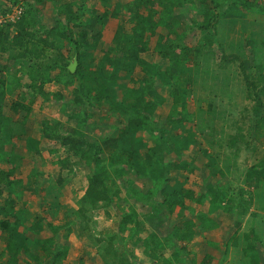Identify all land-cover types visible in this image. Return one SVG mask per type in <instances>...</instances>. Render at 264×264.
I'll return each mask as SVG.
<instances>
[{"label":"trees","instance_id":"trees-1","mask_svg":"<svg viewBox=\"0 0 264 264\" xmlns=\"http://www.w3.org/2000/svg\"><path fill=\"white\" fill-rule=\"evenodd\" d=\"M57 1L56 7L55 0H0V15L10 12L13 6H20L23 10L13 22L0 23V239L4 242L0 264H7L2 261L3 257H7L11 264L23 257L27 264L60 263L66 257V249L57 241V234L63 229V240H67L75 225L87 228L85 232L75 233L80 237L83 234L91 236L90 239L98 245L97 251L104 253L112 264H128L132 250L127 247V242L149 258L152 264H212V255L204 248L213 250V242L208 240L207 245H201L198 237L201 230L207 231L202 227L204 223H211L214 219L194 214L202 207L210 214L235 210L238 232L235 229L226 231L229 238L223 248L221 264L230 253L228 264H264V253L255 251L260 249L258 246L251 245V253L248 254L250 244L245 242L247 237L243 235L246 234L241 231H245L246 226L241 228L239 225L244 219L247 220L245 225L251 222L252 217L245 216L252 208L253 197L260 199L259 192L264 193V130L260 127L264 125V103L260 99L264 75L253 59L251 50L254 46L248 49L246 45L248 41L243 44V55L237 58V70L244 95H249L252 100L251 105H247V109L253 112V122L250 115L247 116L252 124L248 126L249 133L239 128L236 122H231L220 135L228 136L227 147L233 151H224L221 147L216 149L215 141L207 140L203 149L190 158L192 163L196 159L198 162L201 160L199 175L202 183L197 188H201L200 191L185 188L189 180L183 174L186 165L175 163L177 157L184 155L180 149L179 153L178 149L173 151L175 146L179 147L175 140L186 145L191 126L202 136L191 118L195 107L192 111L186 110L190 102L192 105L195 103L193 100L184 102V98L191 100L195 96L199 103L203 100L197 98L193 88L190 89L189 75L179 78L180 70L185 65L191 68L199 59L202 63L198 66L215 60L217 48L224 46L216 41L222 35V31L218 34L217 21L218 24L220 21L233 24L239 20L247 24L251 23L253 16L263 19L264 6L260 7L259 3L264 5V1ZM47 3L55 8L54 21L50 26L37 27L35 17H40L39 11ZM153 5L157 7L153 12L158 19L155 23L148 21L154 16L150 12ZM186 7L194 15L202 10V22L192 19L188 28L187 33L199 32L196 46L181 49L171 35L174 34L175 23L181 25L184 15L189 17L191 14L187 13ZM110 19L118 20V25L105 47L102 31ZM153 35L157 36L151 49L147 46L146 37ZM258 37L259 41L263 40L262 34ZM180 38L183 37L177 35V39ZM151 50L153 61L146 57ZM96 52H100V56H96ZM223 55L220 56L225 61ZM74 56L77 66L72 73L68 65ZM11 63L18 65L16 73L28 79L27 83L21 84L23 89L16 93V97L11 96L5 76ZM137 69L141 73L138 88H127L125 84L120 86L119 79H125L127 74L131 75ZM193 69L197 76H205L202 73L206 71L204 68L199 70L193 66ZM47 84L75 85L72 100L68 102L71 112L66 110L57 115L58 119L51 124L48 120L38 138L27 134L25 122L37 97L56 99V94L45 92ZM27 94L32 96V100H27ZM63 100L62 97L58 99L60 102ZM5 107L13 115L21 114L17 123L20 127L15 134L8 130L11 123L6 118ZM86 108L98 112L104 108L114 112L117 118L115 130L118 129L119 136L114 135L111 129L109 136L99 144L88 140L83 131L86 124L77 123L79 118L76 116L77 111ZM164 108H168V113L163 117L161 111ZM61 118H64L63 122ZM204 118L201 116L202 120ZM244 126L247 129V125ZM147 138H151L154 147L146 148ZM249 138L255 140L248 142ZM42 140L59 145L60 155L51 162L59 173L55 178L57 186L65 183L66 177L61 176L65 163L77 159V164L86 168V186L80 197L83 207L78 209L74 218L59 214L57 197L48 190L50 182L47 175L36 168L35 160H32L33 165L26 175L19 173L22 164L27 162L24 158L37 156L40 159L43 155ZM157 140L161 142V149ZM242 140H246L243 142L245 149L235 150ZM18 141L24 144L25 153L19 159L14 156L17 152L13 147ZM168 141V149L163 148ZM167 152L171 155L166 156ZM227 152L236 158L241 152L246 156L238 166H233L226 160L230 158ZM136 180L141 181L138 183ZM34 198L39 208L46 210V215H35L33 224L29 226V202ZM86 205L91 210H103L107 219L112 216L110 212L114 208L111 207H115L116 219L111 220L107 229L92 233L90 226L97 225L99 221L88 215ZM118 210L125 211L120 215ZM191 217H196L200 224H194ZM57 220L59 226H54ZM43 227L51 236L43 237ZM39 228L40 231L37 230ZM102 242H106V247L99 246Z\"/></svg>","mask_w":264,"mask_h":264},{"label":"rangeland","instance_id":"rangeland-1","mask_svg":"<svg viewBox=\"0 0 264 264\" xmlns=\"http://www.w3.org/2000/svg\"><path fill=\"white\" fill-rule=\"evenodd\" d=\"M56 1V7L58 6V1ZM114 1V0H113ZM111 1V2H113ZM120 1H125V0H120ZM255 1V0H254ZM257 1V0H256ZM264 1V0H263ZM93 1H90V3H92ZM62 4V2H59V4ZM51 4V3H50ZM260 7L264 6L263 3H259ZM258 4V5H259ZM52 5V4H51ZM46 6H49V4H46ZM46 6L43 7L42 10H40L41 12V19L35 21L37 23V26H50V24H52V19L53 14L55 13V8L52 6V8L50 9L49 12H47L45 10ZM14 6L11 7L10 11L13 10ZM156 5L151 6L150 8V12H154L156 9ZM194 9L196 7H193ZM186 10L189 15V17L187 15H184V18H182L183 23L177 24V22L175 23V28L172 29V33H174L173 35H171L172 39L177 40L175 41L176 43H178V46L182 49L184 47H189V48H194L196 46L197 43V39L199 37V32L195 31V32H191V33H187L188 32V28L190 26V23L192 22V19H195L194 21H197L198 23L202 22V16H201V11L202 10H198V13H195V15L193 14V11L186 7ZM43 11V12H42ZM143 14H146V11H142ZM154 14V13H153ZM221 16V14H220ZM259 16H253L250 18V22L251 23H247L244 24L242 22H240L238 20V22H234L233 24H229L227 21L224 22H219L221 24H218L217 21V26H219V32L218 34H220V31L222 35L218 36L219 38H216L219 42L220 45H224L223 47H219L216 50V56L217 57L215 60L211 59L210 61H207V63H205L202 66H198L199 64H201V59L196 60L197 62H194L193 65H191V69L190 68H186L185 65L183 67L181 71V73L179 74V78L181 77H188V75L191 77L190 83H191V88H193V84H199V86H201L202 83V87L204 89H206V91L209 93L205 96H203L201 98V100H203V102L199 103L196 99V97L194 96L193 99L189 100L188 98H184L185 101L184 102H188V101H192L195 103H193L194 105H192V103L190 102L188 104V106L186 107V110H190L192 111L193 108L195 107L193 114L191 116L194 123H196V127L200 130L199 132L201 133L202 136L199 135V133L196 131L195 127L191 126L189 128V134H188V140L186 142V145L183 146L179 140H175L174 142L179 146L178 148H174L173 151H176L178 149V153H179V149L180 152L182 151L183 153V157L179 158L177 157V160L175 161V163L182 165V164H187V160L189 156H193L195 157V153H198V151L200 149H203V147L206 145V141L207 140H214L215 141V145L218 146L216 147V149H219V147L223 148L224 151L231 152L234 149L231 147H227L228 145V136H222L220 135V132H224L225 130H227L229 123H234L236 122L237 126L242 127L244 131H248V126L252 125L249 122V118H251L252 120V113L250 110H248L247 105L250 104L251 105V99L250 96L245 94L244 92L241 94L240 89L244 90V87H241V82L238 74V70H237V65L239 64V62L237 61L238 57H241L243 55V51H241L244 47L243 44L246 41H248L247 47L248 49H250L251 47H253V49L251 50V53L253 55V59H255V64L258 65V67L260 68L261 73H263L264 75V18L263 19H259ZM157 16L156 14H154V16L152 18H150V20L153 23L157 22ZM222 20V19H221ZM118 25V20L115 19H110L109 23L103 28V37H102V43L103 45L108 46L109 42L115 32V29ZM183 26V27H182ZM157 29V33H158ZM156 33V34H157ZM184 34V35H183ZM263 35V40L257 39L260 38L258 37V35ZM177 35H181L183 38L177 39ZM149 36V34H148ZM154 36V37H153ZM150 37H146L147 38V46L149 48L152 49V46L154 44V41L156 39V36L153 35ZM174 36V37H173ZM151 38V39H148ZM245 38V40H244ZM231 40H233L231 42ZM231 42V45L228 44V42ZM251 41V42H250ZM250 42V43H249ZM179 51H181L179 49ZM152 50L147 54V59H151V61L154 60V57L151 54ZM224 54V59H226L225 61L223 59H221V54ZM245 53L247 54L248 52L245 51ZM230 54H232L233 56H230ZM99 55L100 56V52H96V56ZM218 55V56H217ZM248 55V54H247ZM193 66H196V68H200L199 70H201L202 68H204V70L202 73L206 76H201L200 77L197 76V73L195 74V71L193 69ZM258 68V69H259ZM16 69L18 70V65L17 64H13L11 63L8 71H6L5 76L8 75V78L6 77V79H9V89L11 90V96H15L16 97V93L21 89H23V87H21V84L23 83L24 79H27L26 77H23L21 74L16 73ZM138 72H140L137 69V72L135 71L133 74L128 75L125 79H119L120 81V86H122L123 84H125L127 88H130L131 85L132 87H137L139 86V84L137 83H133V82H139L138 80H140L141 75L138 76ZM205 77V78H204ZM201 78V80H200ZM182 81V80H180ZM8 82V81H7ZM136 84V85H135ZM179 84V83H178ZM8 85V83H7ZM138 88V87H137ZM20 90V91H21ZM122 90V89H121ZM239 90L240 93L237 91ZM13 92V93H12ZM29 96V94H28ZM260 99L262 101V104L264 103V85L262 86V93L260 95ZM39 98L41 100H39V103L34 102L35 103V108L37 110V113L35 114L36 117V121L39 123V120L41 121H45L47 119L52 120L54 119L53 117L56 114H63L66 110V112H71L70 108L68 107V102H64L62 103V105L59 103V101H52L55 100L54 98H51V96L49 97V99H45L42 100V98L39 96ZM9 100V97L7 98ZM70 100H72V98H69ZM37 101V100H36ZM9 103V102H8ZM33 103V104H34ZM40 107V108H39ZM7 107H5V115L7 120L12 118L11 125L10 128L8 130H10L11 133H17L19 130V125L17 123H19L20 115H17V119L16 117L9 112L7 109ZM59 111V112H58ZM79 113V114H78ZM168 113V108H164L161 111V114L163 115V117L165 115H167ZM264 111L262 112V115ZM9 115V116H7ZM250 115V117L247 119V116ZM76 116L79 118V122L77 123H84L85 128L83 131L84 133L87 135L88 140H92L95 143L99 144L101 140H103L104 138L109 136L108 131L111 129L114 131V135H118V129L115 130L116 128V122H117V118H116V114L113 112H109L106 109H102L101 111H96L94 109H83L80 112L77 111ZM201 116H205L204 120L201 119ZM19 118V119H18ZM16 119V120H15ZM58 119V118H57ZM62 119V118H61ZM16 121V122H15ZM64 120H62L63 122ZM69 122L68 124L72 123L71 121H67ZM244 125H247V129L245 128ZM261 128H263L264 130V125L260 126ZM201 129H204V132H201ZM237 131V130H236ZM239 132V131H238ZM237 132V133H238ZM249 133V131H248ZM35 137H38V134L34 135ZM264 140V137H262ZM205 141V143L203 142V140ZM261 141L260 138H257ZM252 140L254 141L255 139H248V142ZM23 141V140H22ZM22 141H18L15 144H13L14 149L16 150V154L14 155L15 157H17L18 159L22 156L25 155L23 149H24V144L22 143ZM244 141L246 140H242V142H238L237 146H235V150L238 151L240 150H244L245 146H244ZM45 142V141H44ZM157 142L159 143L160 149H161V142L160 140H157ZM146 148H150V147H154V143L152 142L151 138H147L146 139ZM170 141H168V143L163 144V148H167L168 149V145H169ZM142 144V142L140 143V145ZM255 144V143H253ZM44 148L42 149V153L43 155L40 157V159L36 156L33 157L34 159H30L28 156L26 158H24V160L27 162H24V164L20 163V165L22 164V167L20 169L21 176L26 175L29 171V169L31 168V165H33V161L35 160L36 164V168L43 172L44 174L47 175V179L49 180L50 184L48 186V190H51L55 193L57 200L60 204V210H59V214L65 213L64 215H67L68 217H72L74 218L77 214V212L79 211L78 209L83 207V203L80 200V197L83 195L84 193V189L86 186V179H85V175H86V168L82 165L77 164V159H73L71 162L65 163L63 165V171H61V176L66 177L65 179V183L63 186L59 187L57 186L56 182H55V178L56 176L59 175L57 169L55 167H52L51 162L56 160L55 158H57V156L60 155V153L58 152V154L56 153H52L51 152L55 149H57V147H59L58 144H56L55 142H51L50 143H44ZM156 145V144H155ZM173 145V143L171 144ZM142 146V145H141ZM213 147V146H212ZM146 148L143 146L144 151L146 150ZM196 148V149H195ZM44 150H46L44 152ZM171 151V150H170ZM227 152V154H229ZM190 154V155H189ZM166 156H170L171 154L169 152H167L165 154ZM230 158H227L226 160H229L231 165H235L238 166L239 162H241V159L243 157L246 156V153L241 152L240 153V157L236 158L235 155H233V153L229 154ZM33 160V161H32ZM112 163V162H110ZM223 163H221L222 165ZM190 165V164H189ZM196 165V164H195ZM237 170V169H236ZM69 171H73V173L69 172ZM138 183H140L141 180H136ZM136 183V184H138ZM259 192V195L261 196L260 199H256L253 197V203H252V208L251 210L248 211V214L245 216L247 217L248 215H250L251 222L248 223L247 225H243L244 227L246 226V230L242 232H245L246 235V240L245 241L247 244H250V246L248 247V251H249V255L251 253V245L252 246H258L260 248V250H262V252L264 253V193ZM122 195V194H121ZM258 196V195H257ZM123 199L125 198L124 193L122 195ZM34 201L29 202L30 203V208L31 210H29L30 212V222L33 223L34 219H35V215L43 217L46 215V210H41L39 208V205L37 204L36 198L33 199ZM125 200V199H124ZM206 202V201H205ZM128 204V202H126V205ZM85 208H87V210H89L90 208L86 205ZM114 208L113 210H115V207H111ZM200 207H198L199 209ZM91 210V209H90ZM201 210H205L204 207L201 208ZM223 211V210H222ZM235 211V210H234ZM100 215L99 218H101V220H99L100 222L104 221L106 222V224H111V220H115V213L116 211H111L113 212L111 218L108 217L107 220H104L103 217L105 218V214L103 213V210H100ZM122 212H120L121 214ZM104 214V215H103ZM218 215H220V212L218 213ZM97 217V216H96ZM219 217V216H218ZM234 217V216H233ZM244 217V218H245ZM211 218V217H210ZM220 221L217 220H212L211 223H204V225L202 226L204 229L206 228V230H208L209 232L213 233L210 234L211 237L217 236L218 232L216 231V229L214 227H220ZM234 222H236V218L234 217ZM55 224L58 223V221L54 222ZM231 230H233V226L230 228ZM238 227H236V232H238ZM234 231V230H233ZM203 234V230H201L200 232V236ZM240 234V233H239ZM250 234V235H247ZM44 237H48L49 232H46L43 234ZM30 237V236H29ZM87 239V238H86ZM200 239V237L198 238V240ZM241 240V238L239 239ZM87 243H91V239L90 240H86ZM256 241V242H255ZM137 242V240H136ZM234 242L236 243V241L234 240ZM127 247L129 249H131V253L128 256V264H142V262L140 263V256L137 255V251L133 248H131V245L129 242L126 243ZM3 247H0V250ZM93 250H95L94 248H91ZM258 249H255V251ZM96 251V250H95ZM195 251L192 249V252ZM213 252V250H211ZM214 253V252H213ZM138 254H141L138 252ZM212 254V253H211ZM142 255V254H141ZM93 257V260L91 261V264H95L97 263L95 256H91ZM108 259V258H107ZM8 260L7 257H3L2 261L5 263V261ZM100 262H98L99 264H105L102 261V258H100ZM110 261V259H108ZM17 261L19 260H14V262L17 263ZM97 263V264H98ZM226 264V263H225Z\"/></svg>","mask_w":264,"mask_h":264},{"label":"crops","instance_id":"crops-1","mask_svg":"<svg viewBox=\"0 0 264 264\" xmlns=\"http://www.w3.org/2000/svg\"><path fill=\"white\" fill-rule=\"evenodd\" d=\"M47 4H49V6H46L45 5L46 6L45 10L47 12H49L50 9L52 8V5L50 3H47ZM39 14H40V17H38V16L35 17V21L41 19V12L40 11H39ZM53 21H54V18L52 19V22ZM50 25H52V24H50ZM36 26H37V23H36ZM140 74L141 73L138 72V76ZM6 77L8 78V75ZM7 81H8L7 83H8V88H9V85H10L9 84V79ZM27 82H28V79H24L22 84H25ZM133 83H137V82L135 81ZM73 87H75L74 84H73V86H66V85L60 86V85H56V84H47L44 87V90H45V92H48L51 95H55V94L57 95V96H55L56 99L55 100H52V101H57L58 99H60V97H62L64 99L63 102H60L59 101V103L62 105V103H64V102L71 101L69 98L70 97L71 98L73 97ZM241 87L243 88L242 85H241ZM193 89H194V92L197 94V98L198 99H200L203 96L209 94L202 87V83H201V86H199V84H193ZM237 91L239 93L241 91V94L244 92L243 89H240V91L239 90H237ZM26 96H27V100H32V98H31L32 96L30 94H29V96H28V94ZM52 98H54V97H52ZM45 99L46 98H42V100H45ZM39 100H41V99L39 97H37L34 102L39 103ZM35 106L36 105L34 103L32 105V111L30 112V114L28 115V117L26 119L25 127H26V132H27L28 135L34 136V135L38 134V138H39L41 136V134H42L41 133L42 126L49 119L45 120L44 122L42 120L41 121L39 120V123H38L36 121V117H35V114L37 113V110H36ZM57 115L58 114H56L53 117L54 119L49 120L50 121L49 122L50 124L52 123L53 120H55L57 118ZM7 116H9V115H7ZM14 116L17 119V115H14ZM20 117H21V115H20ZM9 121H12V118L8 119V122ZM44 143H50V141L42 140L41 141V148L42 149H45L44 146H46V145H44ZM45 151L46 150H44V152ZM56 151L58 152V147H57V149L53 150L51 152V154L52 153L53 154L54 153L58 154ZM191 157L193 158V156L187 157L188 160L186 161L187 162V164H186V172L183 173L187 178H189L187 184L185 185V188L192 187V188H196L197 189L198 188V185H200L202 183V177L199 175V172H200V161L201 160L198 162V160L196 159L195 163H192V161L190 159ZM57 158H58V156H57ZM57 158H55V159H57ZM240 163L241 162H239V164ZM238 182L239 183L241 182L240 185L242 184V180L241 179ZM200 190H201V188H200ZM200 190L197 189V191H200ZM205 205H206V208H207V203ZM85 211H87L88 215H90L92 217V219H96L98 221L101 220V218H99V216H98V215H100V212H99L100 210H85ZM111 211H116V210H111ZM124 211L125 210H118V213L120 214V212H122L120 214V215H122L124 213ZM110 213H111V215L113 214V212H110ZM218 213L219 212H217V213L216 212H213V213L210 214L208 212V210H206V209L205 210H201V209L200 210H196L195 213H194L198 217L201 216V217H204L205 218L206 216H209V217L213 218L214 220L220 221L219 222L220 223V227H218V226L217 227H214L216 229V231L218 232V235L217 236L212 235L213 237H211L210 234H213V233L209 232L208 230L207 231H203V234L201 236H199L200 237L199 243L201 245H207L208 240L213 242V246H214L213 252L214 253L210 249H208L207 247L204 248L209 253H212L211 255H212V258L214 260L212 262V264H221L222 259H223V248H224V245L226 244V242L228 241V238H229L228 237V234L226 233V231H228V229H230L232 226H233V229H236V227H237V223L234 222V217L237 219V217H236V215L234 213V210H230V211H220V215H218ZM103 219L104 220H107L106 217L105 218L103 217ZM190 219L193 221L194 224H196V225H199L200 224L196 217H191ZM245 223H247V220L246 219L242 220V222L239 223L240 227L243 228L244 227L243 225H245ZM28 224H29V226H31L33 223H31L30 221H28ZM53 225L54 226H59L58 223L57 224L54 223ZM109 226H110V224H109ZM109 226H108V224H106L105 221H104V223L99 221V223L97 225L90 226V229H91V232L93 233L94 231H100V230H103V229H107ZM86 229L87 228H83L80 225H75L72 228V234L70 235V237L67 240H63V237H62L63 234H64V232H63L64 230L63 229L59 230V232L57 234V241L60 242V243H63L64 249H66V257H65V259H63L58 264H91V261L93 260V257H91V256H95L97 263L100 262L101 261L100 258H102L103 263H105V264H112L111 261H109L105 257L104 253H100V252L97 251V248H98L97 246L98 245L94 241L91 240L90 241L91 243H89V244L87 243L86 240L87 239L90 240L91 236L89 237V235H84L83 234V236L80 237L78 234H76L77 232H80V231L81 232H85ZM88 229H89V227H88ZM37 230L40 231L41 229L39 228ZM44 233H46V232H45V228L43 227V229L41 231V234L43 235ZM49 235L51 236L50 233H49ZM105 245H106V242H102L99 246L103 248ZM0 247H4V242L2 241V239H0ZM91 248H94L96 251L93 250V249H91ZM1 250H3V248ZM258 251L260 253L262 252L260 249H258ZM136 253H137L138 256L141 257L140 258V263L142 262V264H152V261L149 258H146L144 255L138 254V251ZM18 260L19 261H17V263L16 262H13V263L14 264H27V262H28L25 257H23L22 259H18ZM230 260H231V253L229 254V256L227 257V259L225 261L226 264L230 263ZM225 262H223V264ZM5 263L11 264L8 260H6ZM97 263H95V264H97Z\"/></svg>","mask_w":264,"mask_h":264},{"label":"built area","instance_id":"built-area-1","mask_svg":"<svg viewBox=\"0 0 264 264\" xmlns=\"http://www.w3.org/2000/svg\"><path fill=\"white\" fill-rule=\"evenodd\" d=\"M22 8L20 6H14L13 10L7 12L5 15H0V23L5 21L13 22L18 19L20 14L22 13Z\"/></svg>","mask_w":264,"mask_h":264},{"label":"water","instance_id":"water-1","mask_svg":"<svg viewBox=\"0 0 264 264\" xmlns=\"http://www.w3.org/2000/svg\"><path fill=\"white\" fill-rule=\"evenodd\" d=\"M77 66V61H76V56H74L72 62L68 65V69L70 70V72H74Z\"/></svg>","mask_w":264,"mask_h":264}]
</instances>
